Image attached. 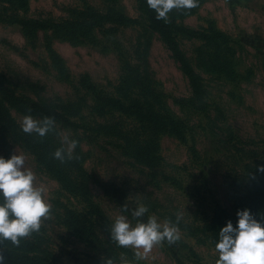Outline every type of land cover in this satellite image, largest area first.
Masks as SVG:
<instances>
[{
    "label": "rangeland",
    "instance_id": "rangeland-1",
    "mask_svg": "<svg viewBox=\"0 0 264 264\" xmlns=\"http://www.w3.org/2000/svg\"><path fill=\"white\" fill-rule=\"evenodd\" d=\"M81 12L87 23L69 26ZM168 20L210 36L177 35L201 77L198 98L138 0H0V81L13 93L0 112L20 127L29 114L56 121L54 132L33 133L31 147L0 122V156L24 154L52 205L31 264H216L212 219L236 215L244 166L264 160V0H199ZM65 135L77 146L61 163L53 153ZM139 204L149 209L139 219L178 223L181 238L148 252L111 240L116 216L134 225Z\"/></svg>",
    "mask_w": 264,
    "mask_h": 264
},
{
    "label": "clouds",
    "instance_id": "clouds-1",
    "mask_svg": "<svg viewBox=\"0 0 264 264\" xmlns=\"http://www.w3.org/2000/svg\"><path fill=\"white\" fill-rule=\"evenodd\" d=\"M199 0H147V5L156 13V18L168 21L173 9H192ZM56 121L52 116L42 119L25 115L21 130L26 134L35 133L44 137L55 131ZM77 141L65 135L61 146L53 158L61 163L74 158ZM26 156L17 152L5 158L0 156V245L11 241L19 246L21 239L39 232L42 222L51 215L52 205L45 199V187L37 185L36 174L25 167ZM264 172V165L258 166ZM129 210L128 204L122 206V213ZM148 206L139 204L131 209V215L137 218L133 225L125 214L116 216L110 227L111 240L119 246L143 248L150 251L155 245L167 240L169 244L181 238L178 223L166 220L159 222L155 215L146 221L139 219L148 213ZM235 226L231 220L220 228L215 249L218 253L216 264H264V218L258 220L250 209L237 210ZM180 219L179 214L177 221ZM5 255L0 250V264H5ZM103 264H112L110 258H104Z\"/></svg>",
    "mask_w": 264,
    "mask_h": 264
},
{
    "label": "trees",
    "instance_id": "trees-1",
    "mask_svg": "<svg viewBox=\"0 0 264 264\" xmlns=\"http://www.w3.org/2000/svg\"><path fill=\"white\" fill-rule=\"evenodd\" d=\"M138 3L144 13L149 30H151L152 32H157V34H159L163 39L167 48L171 50L174 58L176 59V62L179 64L182 72L188 80L190 88L193 92V96H195L194 98H198L204 93L201 83V77L186 62V59L184 58V55L179 48L177 35L179 34V32H181L188 35L190 38H196L204 41L209 40L210 36L204 32L189 30L182 26L179 27L175 25V22L173 20H168L167 22H165L164 20L157 19L155 11L150 9L147 5V0H138ZM84 16H87L86 13L81 12L78 17H82V19H84ZM83 23L85 24L87 23V21L84 19V21L79 20V22H71L69 23V26H73V24L81 25ZM20 24H22L23 26L26 25L23 23ZM211 41H213V37L211 38ZM10 88L11 87L9 85L4 84L2 83V81H0V102H13V93H9ZM39 104L40 103H35V106L40 107ZM48 112L50 113V111ZM53 114L55 115L56 113ZM56 115L58 116V119L61 123L66 125L69 124L64 115ZM0 122L7 135L14 142L19 143L21 146L25 147H31L32 145H34V135L24 133L15 119L10 116L8 109L4 108V106L2 107V111L0 112ZM260 165H264V160L258 159L249 162L244 166V170L247 171V174H242L243 177H241V179L242 181H245V183H248V186L246 188V192H243V195L241 196L242 199L240 200V202H237L235 206L236 210H242L245 208L250 209L258 220L264 218V172L258 170V166ZM102 187L106 192H108L110 189V186L108 184H102ZM70 214L76 216L73 212H71ZM228 220H231L233 222V225L235 226L237 215H231L228 212L216 214L212 219V224L214 223L217 227L221 228L226 224ZM71 227L73 229H77V231L82 228V226L78 222L72 224ZM100 230H103L101 226L95 224L91 233H95L97 235L99 234L100 236V234L103 232L102 231L100 233ZM219 230H217V233L219 232ZM29 239L30 240H24V238H22L18 249H16V245H14L10 249H2L6 257L5 264L37 263V260L41 255L36 254L35 251L37 249H40L41 242L38 241L41 239V236L34 232L31 234ZM8 242L11 243V241Z\"/></svg>",
    "mask_w": 264,
    "mask_h": 264
}]
</instances>
